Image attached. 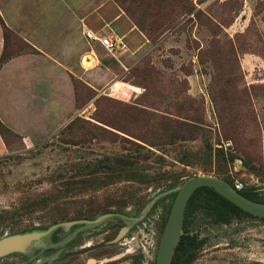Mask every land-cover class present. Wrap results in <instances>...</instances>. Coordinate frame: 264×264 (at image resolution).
Listing matches in <instances>:
<instances>
[{
	"label": "rangeland",
	"instance_id": "rangeland-1",
	"mask_svg": "<svg viewBox=\"0 0 264 264\" xmlns=\"http://www.w3.org/2000/svg\"><path fill=\"white\" fill-rule=\"evenodd\" d=\"M91 1L92 11L123 12L114 34L124 47L94 44L95 61L69 65L76 106L90 107L51 136L24 149L3 133L11 152L0 156V237L67 221L73 194L98 204L120 193L150 198L198 174L256 187L264 199V0H167L160 11ZM182 2L189 11H169ZM21 51L35 49L8 30L4 56ZM85 69L103 83L86 82ZM114 80L135 93L112 92ZM93 193L104 196L85 195ZM202 197L194 194L185 209L183 231L202 240L188 264H264V219L240 214L216 223ZM172 200L155 204L153 255ZM68 252L67 244L29 264H73ZM126 254L113 263L127 264ZM23 260L15 252L0 264Z\"/></svg>",
	"mask_w": 264,
	"mask_h": 264
},
{
	"label": "crops",
	"instance_id": "crops-1",
	"mask_svg": "<svg viewBox=\"0 0 264 264\" xmlns=\"http://www.w3.org/2000/svg\"><path fill=\"white\" fill-rule=\"evenodd\" d=\"M91 0H1L0 18L5 26L35 49L11 55L0 65V120L18 137L22 148L51 136L75 116L81 108L71 82L69 65L76 58L83 63L96 60L92 45L100 43L86 38L89 29L119 41L114 30L125 24L122 11H92ZM29 9V10H28ZM5 38L0 23V57ZM123 45V47L121 46ZM90 47V48H89ZM117 48V49H118ZM123 52V51H122ZM91 69L81 70L85 81L94 85L103 77H86ZM100 78V79H99ZM110 90L133 95L132 86L112 81ZM11 152V144L0 133V156Z\"/></svg>",
	"mask_w": 264,
	"mask_h": 264
},
{
	"label": "flooded vegetation",
	"instance_id": "flooded-vegetation-1",
	"mask_svg": "<svg viewBox=\"0 0 264 264\" xmlns=\"http://www.w3.org/2000/svg\"><path fill=\"white\" fill-rule=\"evenodd\" d=\"M175 186L168 187L164 191H158L150 198L147 194H115L116 200L105 201L103 204H98V201L96 200L95 203H93L91 199L80 201L77 200L79 199V195L73 194L72 198L74 201L72 203L67 221L54 222L44 228L34 227L32 229H28L27 231L22 230L7 234L11 235L15 233H25L31 231L45 232L51 226L58 224V226L50 233L49 236L43 235L40 237L39 247L34 248L33 252L30 254H25L20 251H13L8 254L15 252L20 253L25 257V260L20 261L17 264H29L30 261L36 259L40 255H43L48 251L61 249L68 244V254L73 261V264H116L113 262L121 259L126 254L125 252H129V247L135 245L136 247L133 249V252L126 254H129V261L127 264H156L157 252L155 255H153L154 246L152 243L154 242V232L152 227L155 228V204L159 199L167 195L172 196L174 200L175 192H169L158 197L154 203L148 209H146L145 213H143V210L154 196L161 192L170 190ZM242 188L244 187L242 186ZM85 195L90 197L104 196V194L98 195L94 193ZM138 195H140V197L136 198ZM124 196H133L135 198L124 201L122 199ZM188 201L186 207L188 205ZM105 214H110V216L98 221L97 223L89 225V222H93ZM185 215L186 214L184 210L182 233L185 232L183 231ZM165 223L159 228L161 236ZM122 230L123 233L120 234ZM66 238H68V240L63 244L49 246L50 243H60ZM137 238L140 239L139 243H135ZM8 254L2 256H6Z\"/></svg>",
	"mask_w": 264,
	"mask_h": 264
},
{
	"label": "water",
	"instance_id": "water-1",
	"mask_svg": "<svg viewBox=\"0 0 264 264\" xmlns=\"http://www.w3.org/2000/svg\"><path fill=\"white\" fill-rule=\"evenodd\" d=\"M201 186L211 187L218 194L226 198L228 201L232 202L234 205H236L243 211L251 215L264 218V202L257 201L244 196L227 180L209 174H198L187 177L181 182V184L154 196L143 210V213H145L146 209H148L158 197L169 192H175V197L172 202L170 212L167 217V221L165 223L163 233L159 242V247L156 256V264L171 263L174 249L179 241L180 235L182 234L184 210L187 201L191 194ZM108 216H110V214H105L99 219L93 222H89V225L97 223L98 221H101L102 219ZM57 226L58 224H55L45 232L31 231L25 233H15L0 237V256L13 251H20L25 254H30L31 252H33L34 248L40 246V237L43 235L49 236L50 233ZM122 233L123 230L120 232V234ZM67 240L68 238L64 239V241L60 243H50L49 246L63 244Z\"/></svg>",
	"mask_w": 264,
	"mask_h": 264
},
{
	"label": "trees",
	"instance_id": "trees-1",
	"mask_svg": "<svg viewBox=\"0 0 264 264\" xmlns=\"http://www.w3.org/2000/svg\"><path fill=\"white\" fill-rule=\"evenodd\" d=\"M116 1L121 3L125 1H129L130 3L137 4L136 6L147 5L148 7H153V9H156V11L162 10L167 2V0H116ZM177 8L180 11H189V7L184 2L178 3L175 9L174 7H171L169 11H176ZM1 24L3 26V34L6 42V35L9 29L5 26L3 21H1ZM11 55L4 56V49H3V52L0 57V65ZM4 132H9L13 134L0 120V133L3 135ZM209 149H211V147H209ZM221 155L222 156L219 158L217 156V160L223 162L225 165L226 159L223 156V154ZM220 177L229 181L228 178H226L225 176H220ZM182 181L174 183L169 187L178 185ZM232 185L234 186V184ZM238 191L248 198L264 202V199L259 197V192L257 191L256 187L242 188ZM197 192H203V197L201 198V201L203 203L202 205L204 207V210L212 215L213 220L216 223L227 224L231 221L233 216H239L240 214L250 215L249 213L243 211L242 209L234 205L232 202L228 201L226 198L222 197L214 189L208 186L199 187L189 198L188 205L192 202V198L194 194H196ZM201 244H202V240L198 239L196 235L189 234L186 232L182 233L174 249V253L170 264H188L195 257L196 255L195 252Z\"/></svg>",
	"mask_w": 264,
	"mask_h": 264
},
{
	"label": "built area",
	"instance_id": "built-area-1",
	"mask_svg": "<svg viewBox=\"0 0 264 264\" xmlns=\"http://www.w3.org/2000/svg\"><path fill=\"white\" fill-rule=\"evenodd\" d=\"M84 34H85L87 39L100 43L108 51H113V50L117 49L119 44H120L117 39H115L109 35L101 34L97 31H92V30L87 29L84 31ZM226 144L229 145V143H226ZM242 186L243 185L241 183H234V187L237 190L242 188Z\"/></svg>",
	"mask_w": 264,
	"mask_h": 264
}]
</instances>
